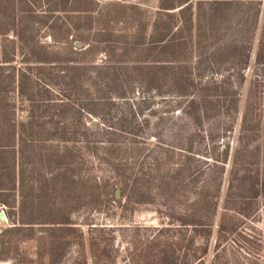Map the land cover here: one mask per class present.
<instances>
[{
  "label": "rangeland",
  "instance_id": "374dc122",
  "mask_svg": "<svg viewBox=\"0 0 264 264\" xmlns=\"http://www.w3.org/2000/svg\"><path fill=\"white\" fill-rule=\"evenodd\" d=\"M214 1L0 0V61L4 54L11 59L0 65V89L6 87L9 105L0 106V132L32 123L38 129L26 148L28 160L11 149L0 157V200L10 205L0 203L6 215L0 219V264H160L158 248L192 239L195 225L207 222L214 228L222 222L224 229L217 264H264V191L250 203L243 199L254 195L255 176L259 183L264 178V60L257 63L260 44L253 40L259 4ZM259 3L264 7V0ZM80 36L90 52L76 49ZM33 40L44 47L30 57ZM70 40L77 47H68ZM240 45L244 52L253 48L245 82L236 75ZM41 58L48 63H35ZM122 58L153 60L159 69L192 60L193 73L203 80L196 92L209 101L201 106L202 118L186 114V102L158 97L140 116L150 123L137 136L96 128L107 122V109L91 116L90 99L96 82L109 75L94 77L90 66ZM70 65L82 67L76 90L66 85L74 72ZM29 67L34 103L6 83ZM209 80L218 85L204 82ZM52 97L68 103L66 113L45 107ZM110 138L117 150L108 148ZM184 148L193 156H184ZM245 174L251 178L243 190L238 184ZM115 182L125 187L118 201L111 195ZM37 193L41 197L33 201ZM247 206L253 213L241 217L238 211ZM182 223L188 227L178 228Z\"/></svg>",
  "mask_w": 264,
  "mask_h": 264
},
{
  "label": "trees",
  "instance_id": "16d2710c",
  "mask_svg": "<svg viewBox=\"0 0 264 264\" xmlns=\"http://www.w3.org/2000/svg\"><path fill=\"white\" fill-rule=\"evenodd\" d=\"M231 0H215L214 4L217 5H227L230 3ZM240 1V0H237ZM249 4H255L258 5V10L256 12V21H255V30L253 31V40L255 39L260 44L258 46V51L256 52V61L257 63H262L264 60V47L263 44H261V37L263 36V32L260 35V27L261 23L259 25V20L261 18L263 23V15H264V7H260V4L258 0H249ZM177 6L171 7V8H165L164 9H176ZM179 11L182 12L185 9V4H181ZM127 8V6L125 7ZM222 9L220 7L217 8ZM216 9V12H217ZM260 20V21H261ZM1 21V20H0ZM259 25V26H258ZM2 33L0 29V34ZM197 36V34L195 35ZM260 36V38H259ZM55 38V36H53ZM264 36L262 37V39ZM78 46L82 45L80 47L76 46V42L70 40L68 42V47H77L76 49H84L85 52H90L91 50V44L85 43V40L83 37H78ZM179 41L172 39V45L173 46H179ZM184 44V42H183ZM44 45L40 44L38 41H29L28 42V49L27 53L31 57L35 55V49L36 48H42L43 50ZM133 48H126V51L132 50ZM151 49V48H149ZM253 48H249L248 50H245L244 52V46L240 45L239 50L240 54L243 58H240L239 65L236 68V75L238 78H240L239 81L245 82V80L248 79L246 70L249 68L251 63V52ZM134 50V49H133ZM243 50V52L241 51ZM38 50H36L37 52ZM81 52V51H80ZM243 53V55H242ZM4 54L2 61H0V65L2 63L7 64L11 62L10 58H7ZM120 62L112 63L110 61L103 63V64H95L92 62V65L90 66L91 69H94V77L102 76L106 72V76H108L107 80L96 82L94 89H96V94L92 96L90 99L91 105L94 107L96 112L93 110H90L88 113L92 115H97L98 113H101L102 110L107 109L106 115H108L107 122L101 121L99 124H95L96 128H99L100 130L106 131L108 134L111 135H118L122 136V134H128L132 133L134 135H138L140 129L142 128V125L149 124L150 120L148 118L141 119L140 116L145 115V111L154 108L156 104V99L158 97L162 98H175V100H179L181 102H186V106L184 108L186 110V114H189L191 117V113L194 117H191L192 119L196 118L199 120L202 118V111L201 106L202 104L205 105V102L207 101L208 96H204L202 94H197V84L203 83V80L200 78V80H197L196 74L193 73V70L195 67L191 66V61L188 60H179L177 63L171 62L172 64H163V66L159 69V66L157 62L150 60V61H127L124 60V58L120 59ZM35 63H39L40 66H44L48 63V60L42 59L38 60ZM175 65V66H173ZM38 66V67H40ZM70 70H73L74 72L70 73L69 79L66 80V85L69 88L79 89V83H75V80L79 78V74L82 71V67L80 66H72L70 65ZM172 67L175 69V71L170 72L167 74L169 68ZM178 69L180 71H178ZM191 69V71H190ZM33 68L23 69V71L19 73H13L10 75L9 79L6 80L7 84H13L17 90V93L22 96L25 100L29 99V102L34 103L35 99L34 97V89H35V83L33 80V77L35 75L33 74ZM164 70V71H161ZM67 71V70H66ZM71 74L74 75V78H71ZM247 77V78H246ZM54 82V79L51 81ZM206 84H212L214 82V85H218L217 80H209L204 81ZM220 82V81H219ZM50 84V83H49ZM51 85V84H50ZM55 86V85H54ZM45 92L50 94L52 92V87L50 88L49 85L46 86ZM96 87V88H95ZM104 88V94H101L100 90ZM165 88H168L166 92H163ZM6 90L5 88L0 89V102L3 103L0 106H9L6 102V98L3 96L4 92ZM100 92V93H99ZM164 93H171L172 96H164ZM176 96V97H174ZM49 102L45 107L52 108L53 110H58L60 113L64 114L66 113L65 110H62V107L66 106L68 103H65V100H57L55 98H46ZM31 103V104H32ZM180 105V104H179ZM36 106L37 105H33ZM60 107V109L58 108ZM205 107V106H204ZM35 108V107H34ZM3 109H0L2 111ZM33 112V111H32ZM112 112L115 114L111 116ZM153 115V112H151ZM34 113L32 114V116ZM111 117H110V116ZM201 116V117H200ZM110 117V118H109ZM113 122H109L112 121ZM245 122V120H244ZM247 126H245V123L242 124L241 132H245ZM29 128V129H28ZM23 127L22 129H17L14 127L13 130L0 132V157L4 155V153L9 149H11V152L19 153L21 160H28L29 156L26 152V148L30 146L32 142L38 137L36 134L38 132V129L34 127L33 123L29 125V127ZM9 132V133H8ZM156 137V136H155ZM116 138V137H115ZM5 140H7L5 142ZM108 143H111V145L108 147L111 150H117L114 146L117 145L116 140H113L110 138ZM98 143V142H97ZM7 144V145H5ZM105 144V143H103ZM7 148V149H6ZM18 151H17V149ZM184 154V156H193V152L191 150L185 149L181 150ZM110 155V154H109ZM109 155H106L107 157ZM235 162V161H234ZM237 165V163H236ZM115 172L120 171V168L115 166ZM119 173V172H118ZM20 177H21V173ZM233 175V170H232ZM234 180L235 174H234ZM254 179V176H252ZM255 182H253V187L255 188L254 195L247 194L243 197L244 201H247V203H250L255 197L263 195L262 192L264 191V178L260 182V176H255ZM250 176L245 174L244 177L240 179V184H238L243 190L246 186H248V180H250ZM111 185V184H110ZM113 189L111 190L112 199L114 201L121 200V198L124 195L125 187L122 184L115 182L113 183ZM106 186V185H105ZM230 186H232V182L230 183ZM252 188V187H251ZM253 188V191H254ZM262 189V190H261ZM119 190L120 197H117L116 192ZM8 191V190H3ZM2 193V192H0ZM7 193V192H6ZM38 195L33 199V201H37L41 197V193H37ZM22 194V201L23 204L25 203L24 198ZM8 200L2 199L0 200V203H2L5 206H9ZM39 201V200H38ZM253 213L251 207H246L244 210L238 211V214L241 217H249ZM199 225H195V235H193V238L185 241L180 238L178 242L175 244V242H170V244L165 243L166 249H163L162 247L158 248V253L156 254V260H158V263L160 264H217L216 260L219 256V249L220 245L223 242L222 238V232L224 231L222 222L221 226L219 225L217 228H214L209 222L207 223H198ZM184 226H187V223H182L178 228H185ZM163 229H161V233ZM164 233V232H163ZM198 235V237H197ZM183 236V235H182ZM161 245V242L160 244ZM184 246V247H183ZM189 247V248H187ZM183 249V252L181 250ZM212 258V259H211Z\"/></svg>",
  "mask_w": 264,
  "mask_h": 264
},
{
  "label": "water",
  "instance_id": "95a60500",
  "mask_svg": "<svg viewBox=\"0 0 264 264\" xmlns=\"http://www.w3.org/2000/svg\"><path fill=\"white\" fill-rule=\"evenodd\" d=\"M0 219L1 220H5L6 219V215L4 214V212L0 213Z\"/></svg>",
  "mask_w": 264,
  "mask_h": 264
},
{
  "label": "crops",
  "instance_id": "0c3cea01",
  "mask_svg": "<svg viewBox=\"0 0 264 264\" xmlns=\"http://www.w3.org/2000/svg\"><path fill=\"white\" fill-rule=\"evenodd\" d=\"M0 57H1V50H0Z\"/></svg>",
  "mask_w": 264,
  "mask_h": 264
}]
</instances>
